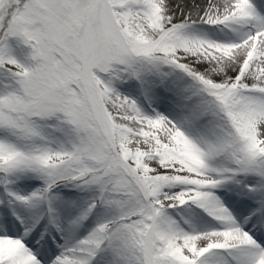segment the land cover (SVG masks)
Returning <instances> with one entry per match:
<instances>
[{
	"label": "snow or ice",
	"instance_id": "6c2138e0",
	"mask_svg": "<svg viewBox=\"0 0 264 264\" xmlns=\"http://www.w3.org/2000/svg\"><path fill=\"white\" fill-rule=\"evenodd\" d=\"M0 264H264V0H0Z\"/></svg>",
	"mask_w": 264,
	"mask_h": 264
}]
</instances>
